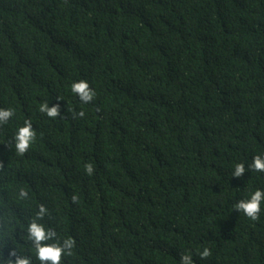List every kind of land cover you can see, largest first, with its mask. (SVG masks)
Segmentation results:
<instances>
[{
	"label": "trees",
	"instance_id": "trees-1",
	"mask_svg": "<svg viewBox=\"0 0 264 264\" xmlns=\"http://www.w3.org/2000/svg\"><path fill=\"white\" fill-rule=\"evenodd\" d=\"M0 109V264L41 205L61 264H264V0H0Z\"/></svg>",
	"mask_w": 264,
	"mask_h": 264
},
{
	"label": "clouds",
	"instance_id": "clouds-1",
	"mask_svg": "<svg viewBox=\"0 0 264 264\" xmlns=\"http://www.w3.org/2000/svg\"><path fill=\"white\" fill-rule=\"evenodd\" d=\"M71 91L77 94L80 100L84 103H89L92 101L95 93L91 90L89 84L85 80H80L78 82H73L71 85ZM40 111L46 113L48 117L55 118L60 115V106L54 105L48 107L47 104H42L40 106ZM14 112L12 109H0V123H6L12 116ZM79 115L82 117L83 112ZM35 138V132L32 128V123L30 120H25L24 126L20 127L15 134V150L18 154L23 155L27 152L30 147L31 142ZM249 167L258 172H264V158L261 156H255L253 158V163ZM85 171L91 175L94 171L91 164L85 165ZM245 172L244 165L237 164L235 166V171L233 176L240 177L242 173ZM21 197H27V192L21 190ZM73 201L76 197H72ZM262 200H264V191L256 190L251 198L248 200H241L236 204V209L242 211L248 218L256 220L259 218V213L261 211L260 205ZM46 208L41 205L39 211L36 214V219L28 225V240L32 242L35 247L36 258L40 261V264H61L62 257L67 255H72V249L75 246V241L71 238L64 239L63 243H47L49 240H54L56 237V232L52 229H46L42 224L37 221L42 219L46 213ZM10 255L15 256V252ZM201 258H207L211 255L210 250L205 248L199 253ZM7 264H31L30 257H16L15 261L7 260ZM181 264H194L192 257L190 255L181 256Z\"/></svg>",
	"mask_w": 264,
	"mask_h": 264
}]
</instances>
